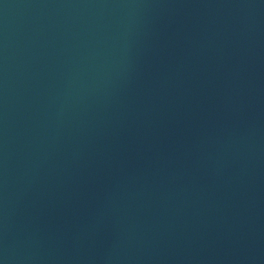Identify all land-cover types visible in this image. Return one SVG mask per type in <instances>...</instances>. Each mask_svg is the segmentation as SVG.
Segmentation results:
<instances>
[{"label":"water","instance_id":"water-1","mask_svg":"<svg viewBox=\"0 0 264 264\" xmlns=\"http://www.w3.org/2000/svg\"><path fill=\"white\" fill-rule=\"evenodd\" d=\"M0 264H264V0H0Z\"/></svg>","mask_w":264,"mask_h":264}]
</instances>
